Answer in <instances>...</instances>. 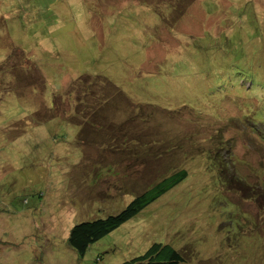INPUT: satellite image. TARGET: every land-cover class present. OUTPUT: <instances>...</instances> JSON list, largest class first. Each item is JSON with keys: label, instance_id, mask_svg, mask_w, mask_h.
<instances>
[{"label": "rangeland", "instance_id": "1", "mask_svg": "<svg viewBox=\"0 0 264 264\" xmlns=\"http://www.w3.org/2000/svg\"><path fill=\"white\" fill-rule=\"evenodd\" d=\"M176 170L83 257L68 247ZM256 198L264 0H0V264H124L153 244L264 264Z\"/></svg>", "mask_w": 264, "mask_h": 264}, {"label": "trees", "instance_id": "2", "mask_svg": "<svg viewBox=\"0 0 264 264\" xmlns=\"http://www.w3.org/2000/svg\"><path fill=\"white\" fill-rule=\"evenodd\" d=\"M187 176L185 170H176L169 176L158 181L151 189L135 197L126 208L117 215L108 216L104 219L82 222L73 226L67 240L68 247L79 257H83L92 244L118 228L160 196L172 190L184 181ZM252 194L250 193L249 196ZM254 203L260 207V211L263 210L264 199L256 198ZM184 262L185 258L181 250H176L169 245L153 244L143 256L124 264H181Z\"/></svg>", "mask_w": 264, "mask_h": 264}]
</instances>
